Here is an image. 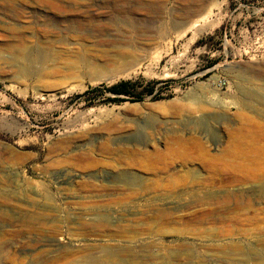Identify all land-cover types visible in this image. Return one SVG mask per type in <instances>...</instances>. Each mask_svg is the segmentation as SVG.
Segmentation results:
<instances>
[{
	"label": "rangeland",
	"instance_id": "rangeland-1",
	"mask_svg": "<svg viewBox=\"0 0 264 264\" xmlns=\"http://www.w3.org/2000/svg\"><path fill=\"white\" fill-rule=\"evenodd\" d=\"M262 99L264 0H0V264H264Z\"/></svg>",
	"mask_w": 264,
	"mask_h": 264
},
{
	"label": "trees",
	"instance_id": "trees-1",
	"mask_svg": "<svg viewBox=\"0 0 264 264\" xmlns=\"http://www.w3.org/2000/svg\"><path fill=\"white\" fill-rule=\"evenodd\" d=\"M129 85L130 84H129L128 81H121L119 83H116V84L111 85L109 88H107V91L109 93L113 94V95H117V96L122 95V96L130 97V96H132L134 94H132L130 92ZM149 93L152 94L153 93V89H150L149 90ZM135 99L134 98H128V99H126V98H120V99L115 98V100H119V101H126V100H128V101H132V102L137 101Z\"/></svg>",
	"mask_w": 264,
	"mask_h": 264
},
{
	"label": "bare ground",
	"instance_id": "bare-ground-1",
	"mask_svg": "<svg viewBox=\"0 0 264 264\" xmlns=\"http://www.w3.org/2000/svg\"><path fill=\"white\" fill-rule=\"evenodd\" d=\"M77 1V0H76ZM80 1V0H79ZM196 5V4H195ZM195 7V8H194ZM188 12L191 13V12H195L197 13L198 12V9L196 8V6H190L188 7ZM183 25V24H182ZM69 35V34H68ZM17 51L20 53V54H24V55H27L28 56V49L26 46H23V45H19L17 46ZM126 56V55H125ZM262 101H264V99H262ZM261 188V187H260ZM262 191H264V186H262V188L260 189Z\"/></svg>",
	"mask_w": 264,
	"mask_h": 264
}]
</instances>
